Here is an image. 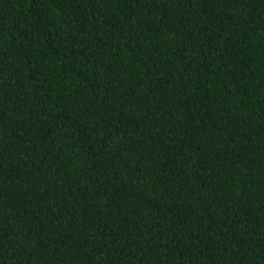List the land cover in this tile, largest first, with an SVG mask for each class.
<instances>
[{
    "label": "trees",
    "instance_id": "obj_1",
    "mask_svg": "<svg viewBox=\"0 0 264 264\" xmlns=\"http://www.w3.org/2000/svg\"><path fill=\"white\" fill-rule=\"evenodd\" d=\"M0 264H264V0H0Z\"/></svg>",
    "mask_w": 264,
    "mask_h": 264
}]
</instances>
